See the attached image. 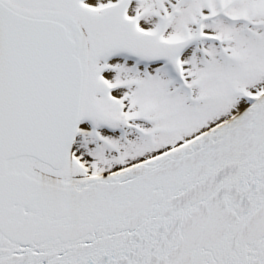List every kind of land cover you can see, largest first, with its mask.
Here are the masks:
<instances>
[{
	"label": "snow or ice",
	"instance_id": "1",
	"mask_svg": "<svg viewBox=\"0 0 264 264\" xmlns=\"http://www.w3.org/2000/svg\"><path fill=\"white\" fill-rule=\"evenodd\" d=\"M0 264H264V0H0Z\"/></svg>",
	"mask_w": 264,
	"mask_h": 264
}]
</instances>
